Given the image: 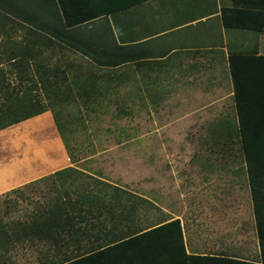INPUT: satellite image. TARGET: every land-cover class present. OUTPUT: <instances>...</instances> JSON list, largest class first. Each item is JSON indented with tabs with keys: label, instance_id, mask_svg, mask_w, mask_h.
Wrapping results in <instances>:
<instances>
[{
	"label": "rangeland",
	"instance_id": "1",
	"mask_svg": "<svg viewBox=\"0 0 264 264\" xmlns=\"http://www.w3.org/2000/svg\"><path fill=\"white\" fill-rule=\"evenodd\" d=\"M21 32L9 20L0 30V104L9 91L26 90L9 59ZM42 57L61 69L53 101L63 102L57 108L74 167L146 198L140 223L154 225L179 215L196 241L199 235L225 242L232 236L240 255L252 251L256 226L242 153L234 147L239 140H215L218 120L232 115L226 80L216 82L209 74L192 80L184 65L172 66L176 71L170 73H138L134 65L108 69L57 47ZM217 84L223 88L220 97ZM41 98L48 102L44 92ZM68 175L57 182L65 187L82 182ZM51 183L0 195V229L25 219L44 201ZM0 252L6 264H45L57 254L41 242L15 243Z\"/></svg>",
	"mask_w": 264,
	"mask_h": 264
},
{
	"label": "trees",
	"instance_id": "2",
	"mask_svg": "<svg viewBox=\"0 0 264 264\" xmlns=\"http://www.w3.org/2000/svg\"><path fill=\"white\" fill-rule=\"evenodd\" d=\"M105 1L111 13H117V10L130 3L127 0ZM91 3L92 0L65 2L0 0V30L8 26V20L9 23L12 21L17 26H21L23 30L21 41L18 42L20 44L12 47L9 59L16 69L19 83L26 85V90L22 94L15 90L9 91L6 100L0 104V117L8 115L7 121L0 122V129L51 110L69 149L70 143L66 136L62 110L57 108L63 102L53 101L58 83L57 76L61 69L58 65H51L42 57L47 50L53 51L56 47L60 50L67 49L87 58L99 67L108 69L127 66L143 59L142 53L136 49V44L120 41L115 13L112 18L105 15L81 23L82 18L91 16L74 14L73 8ZM243 12L246 14L245 18ZM223 21L226 27L249 28L264 32V10L224 7ZM250 57L264 56L230 54L235 99L241 121H243L241 98L243 82L238 78V70L240 62ZM42 92L45 93L48 102L41 98ZM240 141L247 172L253 180V172L264 169V140ZM66 173L73 181L82 179V182L77 186L69 183L68 185L72 187L68 185L65 187L63 181L58 183L57 178H64ZM48 181L52 182L50 193L44 194L43 202H40L25 219L1 227L0 248L9 251L13 244L26 242L47 244L55 248L57 254L46 260L45 264H76L71 262L72 257L66 252L71 248L77 251L102 249L100 253L106 251L109 254L117 252L127 244L135 245L141 242L147 243L145 256L148 259L174 254L172 264H195L197 259L201 258L186 252L180 218L162 220L155 225L140 223L138 220H141V210L147 211L142 202L146 201V198L74 166L58 170L11 191H21L23 187ZM252 186L256 228L261 246L259 264H264V207L260 202L264 195L257 193L253 181ZM72 243H75L73 247H71ZM179 254L182 258L178 257ZM0 260L2 264H6L1 252ZM235 261L240 264H257L243 260Z\"/></svg>",
	"mask_w": 264,
	"mask_h": 264
},
{
	"label": "crops",
	"instance_id": "3",
	"mask_svg": "<svg viewBox=\"0 0 264 264\" xmlns=\"http://www.w3.org/2000/svg\"><path fill=\"white\" fill-rule=\"evenodd\" d=\"M127 1L130 3L117 13H111L105 0H92L91 4L74 7L73 13L96 18L105 15L112 18L115 13L120 41L136 44L137 51L142 53L141 61L128 64L134 65L138 73H170L176 71L172 66L184 65L189 67L187 74L192 80H200L208 74L216 82L226 80L232 115L225 114L218 120L215 140H239L234 147L241 153L240 140H264V57L244 58L240 62L238 78L243 82V121L238 114L230 66L233 53L264 56V32L226 27L223 21L224 7L264 10V0ZM245 15L243 12V18ZM215 86L216 94L222 96V86ZM242 157L256 226L252 181L257 193L264 195V169L255 170L251 180L243 153ZM69 166H73L72 158L51 110L0 129V195ZM260 202L264 207V198ZM173 218L181 219L186 252L201 257L195 264H240L235 260L261 263L256 227L252 251L243 256L237 247L233 248L232 236L225 242L223 238L199 235L196 241L186 231L182 216L165 221ZM158 223L160 221L155 224ZM146 247L147 243L141 242L127 244L109 254L100 253L102 249L77 251L71 248L66 252L76 264H172L174 261V254L148 259ZM178 257L182 258L181 254Z\"/></svg>",
	"mask_w": 264,
	"mask_h": 264
}]
</instances>
